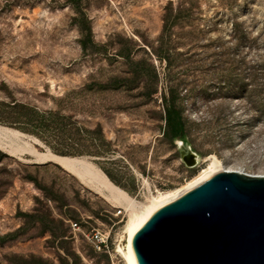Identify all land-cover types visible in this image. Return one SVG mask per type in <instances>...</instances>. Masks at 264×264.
I'll return each instance as SVG.
<instances>
[{"label": "rangeland", "instance_id": "1", "mask_svg": "<svg viewBox=\"0 0 264 264\" xmlns=\"http://www.w3.org/2000/svg\"><path fill=\"white\" fill-rule=\"evenodd\" d=\"M183 1L78 0L92 27V52L82 48L70 0H0V100L59 110L91 130L101 125L111 142L107 156L68 157L86 158L140 201L185 185L211 155L227 170L264 176V0ZM170 2L174 15L187 11L173 30L169 64L152 51ZM116 76L137 80L99 89ZM171 88L198 156L194 167L181 159L179 139L164 135ZM0 126L32 138L39 152L62 156L33 135ZM0 150V264H125L116 253L127 244L123 207L57 163ZM57 226L63 241L52 236ZM92 228L110 233L112 254L93 248L83 235Z\"/></svg>", "mask_w": 264, "mask_h": 264}, {"label": "water", "instance_id": "2", "mask_svg": "<svg viewBox=\"0 0 264 264\" xmlns=\"http://www.w3.org/2000/svg\"><path fill=\"white\" fill-rule=\"evenodd\" d=\"M183 162L198 156L177 140ZM136 264H264V177L223 171L158 209L132 238Z\"/></svg>", "mask_w": 264, "mask_h": 264}, {"label": "trees", "instance_id": "3", "mask_svg": "<svg viewBox=\"0 0 264 264\" xmlns=\"http://www.w3.org/2000/svg\"><path fill=\"white\" fill-rule=\"evenodd\" d=\"M78 10V23L82 33L81 45L84 50L93 49L96 51L93 42L92 27L85 14L80 10L78 0H70ZM186 1V0H185ZM183 1V3H185ZM181 3V6L183 5ZM172 2L165 9L163 15V28L157 39L159 46L152 51L162 60L170 64L169 45L174 34V28L183 21V13L187 10L179 9L176 15L173 14ZM95 49V50H94ZM137 77L128 76L112 77L108 82L99 84L100 90H118L131 87ZM171 96L165 98L166 104L162 119L165 121L164 135L171 141L176 139L186 140V128L182 111L176 105V90L171 88ZM0 124L10 126L25 134L33 135L48 144L53 152L62 156H77L90 154L96 156H107L111 151V142L108 141L101 125L94 129L84 128L72 115L63 114L59 110H41L36 106L14 99L0 100ZM6 154L0 150V162ZM113 181L111 173L103 169ZM55 222V220H52ZM63 224V222H62ZM52 236L62 239L66 236L57 226L52 230ZM70 255V254H69Z\"/></svg>", "mask_w": 264, "mask_h": 264}, {"label": "bare ground", "instance_id": "4", "mask_svg": "<svg viewBox=\"0 0 264 264\" xmlns=\"http://www.w3.org/2000/svg\"><path fill=\"white\" fill-rule=\"evenodd\" d=\"M29 140H32V138L0 126V147L3 150L16 155L20 151L28 152L34 156L37 162L57 163L66 171L75 175L85 187L97 193L111 205L114 207L121 206L127 211L128 220L124 228L127 244L125 248L119 247L118 249L125 264H136L132 251V238L158 209L210 179L213 175L230 171L224 167L218 157L211 155L206 158V167L185 185L175 189L158 191L157 195H151L146 201H140L111 184L102 171L86 158L55 156L50 152L42 153L37 151Z\"/></svg>", "mask_w": 264, "mask_h": 264}, {"label": "built area", "instance_id": "5", "mask_svg": "<svg viewBox=\"0 0 264 264\" xmlns=\"http://www.w3.org/2000/svg\"><path fill=\"white\" fill-rule=\"evenodd\" d=\"M122 214V211L119 210L118 215ZM69 225L71 229L76 231H81V223L78 221L69 220ZM83 235L90 241L93 248L97 251L106 252L108 254H112L110 249V233L102 230L100 228H92L88 232H83ZM118 249L116 250V253ZM119 253V252H118Z\"/></svg>", "mask_w": 264, "mask_h": 264}]
</instances>
